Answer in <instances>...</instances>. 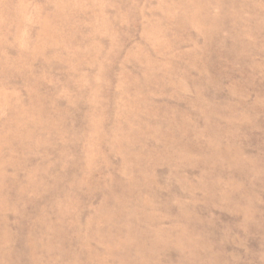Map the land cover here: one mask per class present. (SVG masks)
<instances>
[{
    "label": "rangeland",
    "instance_id": "rangeland-1",
    "mask_svg": "<svg viewBox=\"0 0 264 264\" xmlns=\"http://www.w3.org/2000/svg\"><path fill=\"white\" fill-rule=\"evenodd\" d=\"M0 264H264V0H0Z\"/></svg>",
    "mask_w": 264,
    "mask_h": 264
}]
</instances>
